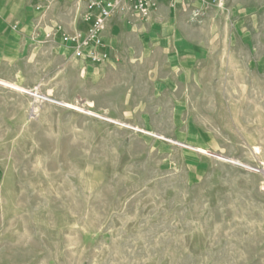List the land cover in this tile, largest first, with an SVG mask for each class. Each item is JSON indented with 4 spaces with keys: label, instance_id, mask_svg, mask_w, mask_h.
Masks as SVG:
<instances>
[{
    "label": "rangeland",
    "instance_id": "obj_1",
    "mask_svg": "<svg viewBox=\"0 0 264 264\" xmlns=\"http://www.w3.org/2000/svg\"><path fill=\"white\" fill-rule=\"evenodd\" d=\"M169 3L91 65L72 0H0V264H264V0Z\"/></svg>",
    "mask_w": 264,
    "mask_h": 264
},
{
    "label": "built area",
    "instance_id": "obj_2",
    "mask_svg": "<svg viewBox=\"0 0 264 264\" xmlns=\"http://www.w3.org/2000/svg\"><path fill=\"white\" fill-rule=\"evenodd\" d=\"M46 0H39L43 3ZM65 1V0H59ZM81 14V20L73 33L57 25L53 34L72 50L73 56L91 65L105 64L109 60L103 33L110 18L115 15H137L148 19L158 10L160 3L178 0H72ZM203 5L223 9L226 0H197ZM41 6L38 7L40 9ZM49 33V37L53 35Z\"/></svg>",
    "mask_w": 264,
    "mask_h": 264
},
{
    "label": "crops",
    "instance_id": "obj_3",
    "mask_svg": "<svg viewBox=\"0 0 264 264\" xmlns=\"http://www.w3.org/2000/svg\"><path fill=\"white\" fill-rule=\"evenodd\" d=\"M170 7H171V4L169 2H167V1L161 2L159 9L155 13V17L156 18L165 17L168 14H171V8ZM0 8H1V6H0ZM56 10H58V8L55 9V11ZM70 10H72V8L70 5H68L67 7L64 8V11H62L60 9L59 14H61V12H64L65 14H68V12L71 13ZM1 11L2 10L0 9V48L4 49V44L7 40L8 41H10V40L11 41H14V40L19 41L20 40V36H19L20 34L10 30L7 27V24H6L7 22L4 20V16L1 15L2 14ZM73 27H75V26L73 25ZM33 29L34 28H31V31L34 33ZM1 55H2V52H1Z\"/></svg>",
    "mask_w": 264,
    "mask_h": 264
},
{
    "label": "bare ground",
    "instance_id": "obj_4",
    "mask_svg": "<svg viewBox=\"0 0 264 264\" xmlns=\"http://www.w3.org/2000/svg\"><path fill=\"white\" fill-rule=\"evenodd\" d=\"M5 84V83H4ZM222 159V158H221Z\"/></svg>",
    "mask_w": 264,
    "mask_h": 264
}]
</instances>
